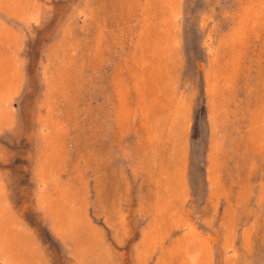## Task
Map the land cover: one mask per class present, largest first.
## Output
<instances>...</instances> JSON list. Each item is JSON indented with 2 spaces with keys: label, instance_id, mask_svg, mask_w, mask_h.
<instances>
[{
  "label": "rangeland",
  "instance_id": "1",
  "mask_svg": "<svg viewBox=\"0 0 264 264\" xmlns=\"http://www.w3.org/2000/svg\"><path fill=\"white\" fill-rule=\"evenodd\" d=\"M0 264H264V0H0Z\"/></svg>",
  "mask_w": 264,
  "mask_h": 264
},
{
  "label": "bare ground",
  "instance_id": "2",
  "mask_svg": "<svg viewBox=\"0 0 264 264\" xmlns=\"http://www.w3.org/2000/svg\"><path fill=\"white\" fill-rule=\"evenodd\" d=\"M225 72V71H224ZM216 77V76H215ZM226 80V79H225ZM15 95V94H14ZM150 97V96H149ZM130 117V116H129ZM250 121V120H249ZM121 123V122H120ZM257 124V123H256ZM263 125V124H262ZM258 126V125H257ZM263 135V134H262ZM254 137V136H253ZM162 141V140H161ZM258 143V142H257ZM252 146V145H251ZM164 156V155H163ZM171 158V157H170ZM47 200V199H46ZM47 202V201H46ZM45 204V203H44ZM46 205H47V203H46ZM49 209V208H48ZM48 209H47V211H48ZM53 212V211H52ZM58 212H60V211H58ZM69 215V214H68ZM56 216V215H55ZM72 222V221H71ZM63 225V224H62ZM70 225V224H69ZM72 225V224H71ZM59 227V226H58ZM57 228V227H56ZM66 229V228H65ZM64 229V230H65ZM63 230V229H62ZM68 232H69V230H68ZM63 235V234H62ZM65 236V235H64ZM87 237V236H86ZM198 241V240H197ZM90 242V241H89ZM187 255V254H186ZM40 263V262H39Z\"/></svg>",
  "mask_w": 264,
  "mask_h": 264
}]
</instances>
